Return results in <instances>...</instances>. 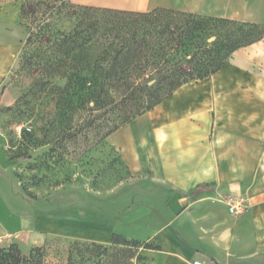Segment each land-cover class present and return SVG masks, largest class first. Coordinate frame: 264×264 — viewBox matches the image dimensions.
Listing matches in <instances>:
<instances>
[{"label":"crops","instance_id":"crops-1","mask_svg":"<svg viewBox=\"0 0 264 264\" xmlns=\"http://www.w3.org/2000/svg\"><path fill=\"white\" fill-rule=\"evenodd\" d=\"M24 1L0 0V86L25 37L9 28L17 24L24 30ZM68 1L142 12L165 7L264 27V0ZM107 141L133 177L122 186L129 204L113 219L88 222L90 233L74 236L107 244L117 232L159 246L139 247L138 264H191L194 258L264 264V34L235 49L214 73L180 85L118 127ZM3 142L0 129V177H7L11 165ZM199 184L207 187L197 189ZM228 195L244 200L243 213L228 212ZM41 225L3 228L0 237L42 233L34 237L41 243L56 232Z\"/></svg>","mask_w":264,"mask_h":264},{"label":"trees","instance_id":"trees-1","mask_svg":"<svg viewBox=\"0 0 264 264\" xmlns=\"http://www.w3.org/2000/svg\"><path fill=\"white\" fill-rule=\"evenodd\" d=\"M37 1H47L44 18L27 41L35 36L39 47L31 53L23 51L29 72L39 71L34 87L55 93V107L61 103L69 108L76 97L82 108L109 111L112 124L107 136L180 85L214 73L235 49L264 34V27L256 23L172 8L142 12L68 0ZM55 77L62 78L63 84H55ZM117 244L159 247L117 232L111 233L107 244L73 239L68 264H74V251ZM0 264H42L41 248L35 246L22 255L16 243H8L0 247Z\"/></svg>","mask_w":264,"mask_h":264},{"label":"rangeland","instance_id":"rangeland-1","mask_svg":"<svg viewBox=\"0 0 264 264\" xmlns=\"http://www.w3.org/2000/svg\"><path fill=\"white\" fill-rule=\"evenodd\" d=\"M46 2L25 0L21 14L25 31L17 24L9 27L25 37L0 86L3 151L11 165L4 171L7 177H0V231L26 230L38 221L56 232L41 243L34 237L42 233L22 238L16 232L0 237V247L16 243L21 254L28 255L39 246L42 264H68L71 240L92 242L73 234L90 233V221L119 216L129 204L122 186L133 177L107 141L109 111L82 108L76 97L69 108L61 103L55 107V93L33 85L39 71L29 72L23 51L39 47L35 36L31 41L27 36L44 18ZM11 18L10 13L6 19ZM52 81L64 82L59 77ZM137 252L138 248L117 244L74 251L73 259L74 264H138Z\"/></svg>","mask_w":264,"mask_h":264},{"label":"built area","instance_id":"built-area-1","mask_svg":"<svg viewBox=\"0 0 264 264\" xmlns=\"http://www.w3.org/2000/svg\"><path fill=\"white\" fill-rule=\"evenodd\" d=\"M224 202L227 206L228 212L233 216L243 213L246 209V204L244 203V200L240 196L228 195L224 198ZM191 264H206V263L201 259L194 258L191 261Z\"/></svg>","mask_w":264,"mask_h":264}]
</instances>
